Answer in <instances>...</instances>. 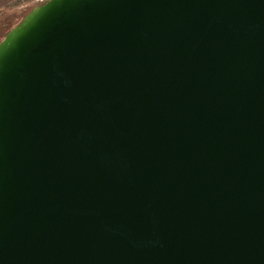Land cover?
Returning a JSON list of instances; mask_svg holds the SVG:
<instances>
[{"label": "water", "instance_id": "95a60500", "mask_svg": "<svg viewBox=\"0 0 264 264\" xmlns=\"http://www.w3.org/2000/svg\"><path fill=\"white\" fill-rule=\"evenodd\" d=\"M0 39V264H264V0H42Z\"/></svg>", "mask_w": 264, "mask_h": 264}, {"label": "rangeland", "instance_id": "374dc122", "mask_svg": "<svg viewBox=\"0 0 264 264\" xmlns=\"http://www.w3.org/2000/svg\"><path fill=\"white\" fill-rule=\"evenodd\" d=\"M39 2V1H38ZM34 3L17 4L13 0L4 7L0 6V39H3L5 34L13 27L18 25L24 16L36 5ZM34 5V6H33Z\"/></svg>", "mask_w": 264, "mask_h": 264}, {"label": "trees", "instance_id": "16d2710c", "mask_svg": "<svg viewBox=\"0 0 264 264\" xmlns=\"http://www.w3.org/2000/svg\"><path fill=\"white\" fill-rule=\"evenodd\" d=\"M36 1H37V2L39 1V2H38L39 5L43 3L42 0H14V2L17 3V4H20V3H23V4H25V3H31V4L34 3V4H35ZM33 6H34V5H33Z\"/></svg>", "mask_w": 264, "mask_h": 264}, {"label": "crops", "instance_id": "0c3cea01", "mask_svg": "<svg viewBox=\"0 0 264 264\" xmlns=\"http://www.w3.org/2000/svg\"><path fill=\"white\" fill-rule=\"evenodd\" d=\"M10 1H12V0H0V6L4 7V6L8 5L10 3Z\"/></svg>", "mask_w": 264, "mask_h": 264}]
</instances>
